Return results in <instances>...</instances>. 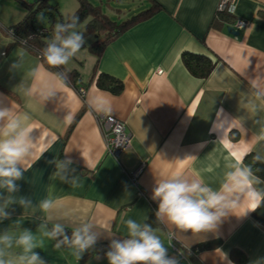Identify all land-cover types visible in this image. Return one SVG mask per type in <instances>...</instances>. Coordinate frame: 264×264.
<instances>
[{
  "label": "crops",
  "instance_id": "crops-1",
  "mask_svg": "<svg viewBox=\"0 0 264 264\" xmlns=\"http://www.w3.org/2000/svg\"><path fill=\"white\" fill-rule=\"evenodd\" d=\"M133 1L139 11L150 6V0ZM154 1L162 10L111 41L96 67V59L87 49L94 37L83 28L90 39L62 66L66 71H77L80 82L75 86L67 80L62 94L44 105L12 91L43 61L25 47L11 45L1 27L12 24L3 22L0 15V106L11 105L27 113L26 123L35 140V162L25 165L27 171L17 181L20 190L16 195L32 198L34 204L52 198L56 201L55 216L69 213L77 223L90 221L110 228L114 236L109 238L101 231L96 244L124 238L123 221L144 222L152 206L157 210L158 201L152 199L156 179L184 172L215 188L231 166L255 150L264 151V142L255 144L261 126L257 121H264V107L256 112L248 108L249 100L254 99L252 82L264 88V0H237L233 17L246 23L237 30L233 19L213 22L220 0ZM23 14L21 9L16 21ZM230 27L236 35L230 33ZM21 51L24 69L14 74L9 66ZM183 51L212 61L207 77L198 78L188 71L180 58ZM48 71L58 70L44 64L41 76ZM99 73L119 80L121 92L99 88ZM78 88H83V95ZM90 94L106 96L110 101L107 114L125 123L130 146L119 157L106 150L97 113L87 103ZM68 112L73 114L71 123L63 121ZM249 148L254 151L244 155ZM67 159L72 161L71 174L79 177L77 187L52 178V161ZM12 208L11 220L0 223V231L22 218V227L36 233L35 251L47 264H108L105 254L77 261L67 248L55 249L54 241L37 232L38 209ZM252 212L229 216L214 232H182L164 224L156 228L168 254L178 256L181 263L252 264L264 258V224L254 220ZM169 232L173 233L171 239ZM216 240L217 245L191 254L194 246ZM232 250H238L244 261L232 259Z\"/></svg>",
  "mask_w": 264,
  "mask_h": 264
},
{
  "label": "clouds",
  "instance_id": "clouds-1",
  "mask_svg": "<svg viewBox=\"0 0 264 264\" xmlns=\"http://www.w3.org/2000/svg\"><path fill=\"white\" fill-rule=\"evenodd\" d=\"M37 19L43 22V13L38 14ZM79 23V17L75 14L55 23L40 52L43 64L32 67L28 79L21 78L12 91L42 105L55 100L58 93L62 94L67 87L66 73L48 71L42 77L41 68L44 64L49 68L65 66L80 52L86 39ZM21 44L26 45L27 40L21 41ZM24 64L25 55L21 51L10 64L9 71L21 74ZM252 88L254 99L249 100L248 108L256 112L258 108L264 107V88L255 80ZM257 101L260 103L257 104ZM87 103L98 114H106L110 110V101L102 94H90ZM28 119L27 113L19 112L11 105L0 106V223L11 220L13 205H18L24 211L38 209L41 215L35 218L39 220L37 232L40 237L54 241L55 249L67 248L79 261L84 253L94 248L101 231L109 238L114 234L110 228H101L90 221L77 223L69 213H64L61 217L55 216L56 201L52 198L34 204L32 198L16 195L20 190L17 181L23 179L27 171L25 165L35 162V140L32 136L33 129L26 123ZM72 120L71 112L63 118L65 123H71ZM257 123L261 126L255 137V144H260L264 142V121ZM253 151V148H249L244 155ZM52 162L55 164L53 179L72 187L79 186V177L71 174L74 170L70 167V159ZM257 164H264V151L255 150L250 164L238 162L231 166L215 188L201 178L184 172L156 179L152 190V199L158 201L156 221L182 232H214L229 216L243 217L255 211L264 204V179L257 175L264 168L255 167ZM22 223V218H19L0 231V264H47L35 251L38 248L36 233L23 228ZM123 223L126 235L122 239H111L105 253L108 264H180L178 256L168 254V247L165 246L159 229L134 219H127ZM172 236L173 233L169 232L168 238L171 239ZM252 264H264V258H259Z\"/></svg>",
  "mask_w": 264,
  "mask_h": 264
},
{
  "label": "trees",
  "instance_id": "trees-1",
  "mask_svg": "<svg viewBox=\"0 0 264 264\" xmlns=\"http://www.w3.org/2000/svg\"><path fill=\"white\" fill-rule=\"evenodd\" d=\"M23 10V16L14 24L9 26H2L1 29L11 40V45H20L25 47L29 52L37 56L42 60L40 52L44 47V41L48 38L52 29L57 22H62L64 19L59 12V8L55 3L50 0H33L28 2L27 0H14ZM77 8L72 14L79 17V25L83 24L84 31L88 34H92L94 40L87 45L88 51L95 57V65L98 62L102 52L106 46L120 36L123 32L134 26L135 24L150 18L156 12L162 10V7L154 0H150V6L146 9L138 11L137 13L129 16L119 22L112 20L106 14L102 12L100 6L92 4L89 0H76ZM43 13L44 21L40 22L37 17L38 14ZM71 14V15H72ZM234 15L227 14L226 12H219L216 10L213 22L216 21H230L233 19V23L236 21ZM27 40L26 45H22L21 41ZM180 58L184 66L195 77L205 78L210 73L213 63L207 57L193 54L187 51H183L180 54ZM43 61V60H42ZM58 71L66 73L68 82L72 85H78L80 82V75L77 71H66L60 66L56 68ZM96 85L99 88L107 90L113 94H119L122 90V83L104 73H99L96 79ZM252 162V156H246L243 159L244 164H250ZM255 167L264 168V165L257 164ZM262 179H264V171L257 173ZM156 209L152 206L151 212L144 222L152 224L154 228L158 227L160 223L156 221L155 217ZM252 217L260 224H264V204L260 208L252 212ZM69 235L71 229H68ZM219 241L204 242L194 246L191 249V254L194 255L199 250L209 249L217 245ZM109 249V244L98 243L94 248L83 254L82 260L87 259L94 254H105ZM231 258L236 262L241 263L244 260V256L240 255L237 250L231 251Z\"/></svg>",
  "mask_w": 264,
  "mask_h": 264
},
{
  "label": "rangeland",
  "instance_id": "rangeland-1",
  "mask_svg": "<svg viewBox=\"0 0 264 264\" xmlns=\"http://www.w3.org/2000/svg\"><path fill=\"white\" fill-rule=\"evenodd\" d=\"M32 2L33 0H27ZM92 4L100 6V9L104 14L110 17L112 20L119 22L123 18L137 13L140 8L133 0H89ZM55 3L59 12L64 19L66 16L71 15L76 9V0H50ZM21 7L14 0H0V15H3V22L13 24L19 17ZM119 11V12H118ZM121 13V14H119ZM119 14V15H118ZM124 15V17H122ZM17 22V21H16ZM15 22V23H16ZM81 31H83V25H79ZM86 35V34H85ZM86 41L90 39L85 36Z\"/></svg>",
  "mask_w": 264,
  "mask_h": 264
},
{
  "label": "built area",
  "instance_id": "built-area-1",
  "mask_svg": "<svg viewBox=\"0 0 264 264\" xmlns=\"http://www.w3.org/2000/svg\"><path fill=\"white\" fill-rule=\"evenodd\" d=\"M236 4L237 0H220L217 4L216 10L219 12H226L230 15H235ZM233 24V28L237 30L244 27L246 23L236 20ZM77 92L80 95H83L84 90L83 88H78ZM95 118L104 137L106 150L114 157H119L130 146V134L126 131L125 123L107 113H97ZM137 172L138 170L136 173ZM180 259L185 260L183 255H181ZM180 264L186 263L180 262Z\"/></svg>",
  "mask_w": 264,
  "mask_h": 264
},
{
  "label": "water",
  "instance_id": "water-1",
  "mask_svg": "<svg viewBox=\"0 0 264 264\" xmlns=\"http://www.w3.org/2000/svg\"><path fill=\"white\" fill-rule=\"evenodd\" d=\"M228 30L230 31V33H232V34H234V35H236L237 34V32H235L231 27L230 28H228Z\"/></svg>",
  "mask_w": 264,
  "mask_h": 264
}]
</instances>
